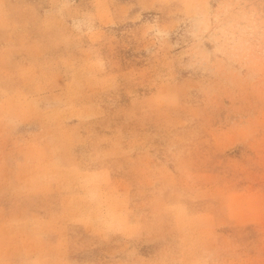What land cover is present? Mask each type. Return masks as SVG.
Listing matches in <instances>:
<instances>
[{
    "label": "rangeland",
    "instance_id": "obj_1",
    "mask_svg": "<svg viewBox=\"0 0 264 264\" xmlns=\"http://www.w3.org/2000/svg\"><path fill=\"white\" fill-rule=\"evenodd\" d=\"M89 1L0 0V104L37 59L62 61L87 81L81 134L120 155L101 165L151 234L137 264H264V0ZM68 26L101 30L84 52Z\"/></svg>",
    "mask_w": 264,
    "mask_h": 264
},
{
    "label": "crops",
    "instance_id": "obj_2",
    "mask_svg": "<svg viewBox=\"0 0 264 264\" xmlns=\"http://www.w3.org/2000/svg\"><path fill=\"white\" fill-rule=\"evenodd\" d=\"M100 30L66 27L80 36L77 46L84 52ZM35 63L15 77L20 88L1 92L0 225L20 229L5 237L0 228V252L7 254L8 243L15 242L7 251L16 258L6 264H137L149 258L140 242L146 247L151 234L139 231L130 182L116 176L112 165H101L120 155L98 147L105 144L98 139L103 135L81 134L92 120L88 93L79 91L86 79L70 70L55 72L62 61ZM45 66L53 70L47 76L39 72Z\"/></svg>",
    "mask_w": 264,
    "mask_h": 264
}]
</instances>
